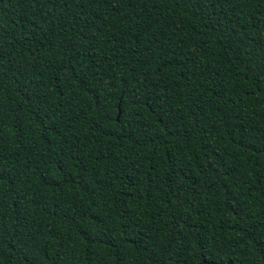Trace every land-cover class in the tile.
Segmentation results:
<instances>
[{"label":"trees","instance_id":"obj_1","mask_svg":"<svg viewBox=\"0 0 264 264\" xmlns=\"http://www.w3.org/2000/svg\"><path fill=\"white\" fill-rule=\"evenodd\" d=\"M264 264V0H0V264Z\"/></svg>","mask_w":264,"mask_h":264},{"label":"water","instance_id":"obj_2","mask_svg":"<svg viewBox=\"0 0 264 264\" xmlns=\"http://www.w3.org/2000/svg\"><path fill=\"white\" fill-rule=\"evenodd\" d=\"M224 264H231V260H228L226 263H224Z\"/></svg>","mask_w":264,"mask_h":264}]
</instances>
